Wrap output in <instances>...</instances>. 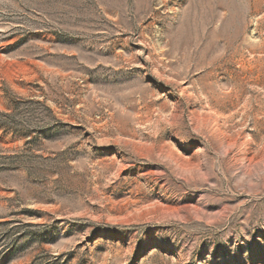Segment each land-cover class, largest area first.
<instances>
[{
    "label": "rangeland",
    "instance_id": "rangeland-1",
    "mask_svg": "<svg viewBox=\"0 0 264 264\" xmlns=\"http://www.w3.org/2000/svg\"><path fill=\"white\" fill-rule=\"evenodd\" d=\"M0 264H264V0H0Z\"/></svg>",
    "mask_w": 264,
    "mask_h": 264
}]
</instances>
